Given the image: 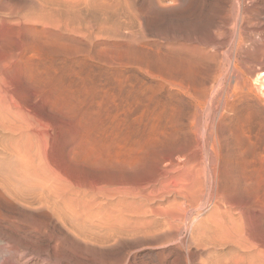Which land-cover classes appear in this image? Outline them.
Listing matches in <instances>:
<instances>
[{"label": "rangeland", "instance_id": "rangeland-1", "mask_svg": "<svg viewBox=\"0 0 264 264\" xmlns=\"http://www.w3.org/2000/svg\"><path fill=\"white\" fill-rule=\"evenodd\" d=\"M156 1L0 0V264H264V0Z\"/></svg>", "mask_w": 264, "mask_h": 264}, {"label": "bare ground", "instance_id": "bare-ground-1", "mask_svg": "<svg viewBox=\"0 0 264 264\" xmlns=\"http://www.w3.org/2000/svg\"><path fill=\"white\" fill-rule=\"evenodd\" d=\"M158 1H159V0H158ZM158 1H156V2L159 3ZM161 2H162V1L160 0V3H161ZM182 2H183V1H182ZM163 3H164V2H163ZM163 3H162V5H163ZM165 3H166V2H165ZM170 3H172V2L170 1ZM182 4H184V3H182ZM158 5H159V4H158ZM160 5H161V4H160ZM161 46H162V45H161ZM164 47H165V46H163V48H164ZM162 53H163V52H161V54H162ZM164 54H166V51H165ZM164 54H163V55H164ZM57 57H58V56H56V59H57ZM56 59H55V60H56ZM55 60H54V61H55ZM58 60H59V59H58ZM58 60H57V61H58ZM57 61H56V62H50V63L45 64V65L42 66V73H43V76H42V81L40 80V82H41L44 86H47V87H50V86H51V89H52V90H51V89H49V90H50V91L52 92V94L55 96L54 107H55V105H56L57 110H61V85H60V82H59V81L54 80V73H56V70H57L58 67H59V63H58ZM261 67H262V66H261ZM261 67H260V68L258 67V68L254 71V74H255L254 77H255V79H256L257 81L261 82V85L263 86V84H264V82H263V81H264V67H262V68H261ZM29 73H30L31 77H32L33 75H35V73H36V68H35V71H33V72H29ZM250 73H251V72H250ZM36 74L39 75L38 72H37ZM0 78H2V77H0ZM3 81H4V79H3ZM255 82H256V81H255ZM255 82H254V84H255ZM249 83H250V82H249ZM252 83H253V82H252ZM254 84H252V85L254 86ZM4 85H5L4 82H3V85H2V86H1V83H0V86L5 88L6 86H4ZM261 85H260V86H261ZM1 87H0V88H1ZM255 87H257V86H255ZM261 90H262V89H261ZM3 91L5 92V89H4ZM0 92H2V91L0 90ZM6 92H7V90H6ZM2 94H3V93H2ZM2 94H0V96H1ZM4 94H8V92H7V93H4ZM4 94H3V95H4ZM4 96H5V98H6V95H4ZM9 97H10V96H9ZM0 98H1V97H0ZM5 98L3 97V99H4V100H3L4 103H6ZM1 99H2V98H1ZM6 99H7V98H6ZM12 100H13V99H12ZM9 101H11V100L9 99ZM7 103H8V102H7ZM10 103H13V102H10ZM3 105H4V104H3ZM6 105H7V104H5V107H6ZM17 106H19V105H17ZM21 106H22V105H21ZM21 106H20V107H21ZM3 107H4V106H3ZM3 107H1V104H0V108H3ZM9 107H11V106H9ZM9 107H8V105H7V108H9ZM13 107H14V106H13ZM22 108H23V107H22ZM13 109H14V108H12V110H13ZM19 109H20V108H19ZM28 109H29V108H28ZM4 110H5V108H4ZM4 110H1V111H3V113H4V112H5ZM6 110H7V109H6ZM15 110H16V109H15ZM15 110H14V111H15ZM21 110H22V109H21ZM1 111H0V112H1ZM14 111H12V112H14ZM31 111H32V110H31ZM16 112H17V111H16ZM16 112H14V114H15ZM24 112H25V111H24ZM7 113L9 114V110L6 112V114H7ZM18 113H20V112H18ZM26 113H27V111H26ZM30 113H31V112H30ZM11 114H12V113H11ZM11 114H10V115H11ZM14 114H12V115H14ZM20 114H21V113H20ZM32 114H33V113H32ZM10 115H8V116H10ZM12 115H11V116H12ZM25 115H26V114H25ZM3 116H5V115L3 114ZM11 116H10V117H11ZM14 116H15V115H14ZM32 116H34V118H35V115H32ZM20 117H21V116H20ZM16 118L18 119V117H16ZM38 119H39V118H38ZM40 120H41V119H40ZM42 120H43V119H42ZM38 121H39V120H38ZM43 121H44V120H43ZM16 127H17V130H18L20 133H22V135L24 134V135H27V136H33V134H34V128H35V127H33L32 124H30L29 122H26V123H21V122H20L19 124H16ZM14 133H17V132H14ZM0 134H1V133H0ZM2 134H4V133H2ZM2 134H1V135H2ZM9 135H10V134H9ZM9 135H7V136H9ZM17 135H18V134H17ZM20 135H21V134H20ZM15 137H18V138H19V135H18V136H15ZM15 137H14V138H15ZM48 137H49V136H48ZM0 138H1V136H0ZM2 138H3V137H2ZM9 138H12V137L10 136ZM21 138H22V136H21ZM23 138H24V137H23ZM46 138H47V137H46ZM2 140H3V139H2ZM12 140H13V138H12ZM16 140H18V139H16ZM19 140H20V139H19ZM19 140H18V141H19ZM0 141H1V140H0ZM18 141H17V142H18ZM49 141H50V140H49ZM19 142H20V141H19ZM32 143H33V142H32ZM32 143H30V144H32ZM20 144H21V142H20ZM20 144H19V145H20ZM33 145H35V143H34ZM7 146H8V145H7ZM13 146H14V144H13ZM4 147H5V146H4ZM17 147H18V146H17ZM7 148H8V147H7ZM7 148H6V149H7ZM15 148H16V146H15ZM15 148H14V150H16ZM18 148H20V147H18ZM3 149H4V148H3ZM8 149H9V148H8ZM8 149L5 150V151H8ZM21 149L23 150V148H21ZM24 149H26V147H25ZM34 149H35V148H34ZM1 150H2V149H1ZM12 150H13V148H12ZM12 150L9 149V151H12ZM22 150L19 149V151H22ZM30 150H31V149H30ZM2 151H3V150H2ZM5 151H4V153H5ZM35 151H36V149H35ZM27 152H28V151H27ZM27 152L24 151L25 154H26ZM0 153H1V152H0ZM20 153H21V152H20ZM30 153H31V152H30ZM2 154H3V153H2ZM7 154H9V152H8ZM11 155H12V154H11ZM11 155H10V157H13V155H12V156H11ZM21 155H22V154H21ZM4 156H5V155H3V157H2V156H0V157H2V158L4 159ZM15 156H16V152H15L14 158H16ZM18 156H19V155H18ZM25 156H26V157H25ZM24 157L28 160L27 157H29V155H28V156H27V155H24ZM24 157L22 156V158H24ZM5 158H6V157H5ZM8 158H9V157H8ZM22 158H21V159H22ZM6 159H7V158H6ZM32 159H33V158H32ZM0 160H1V158H0ZM15 160H16V159H15ZM15 160H13V161H15ZM17 160H18V159H17ZM5 161H6V163L9 162V165H8V164L5 165L6 167H9L10 165L12 166V164L10 163V160H9V161L5 160ZM18 161H19V160H18ZM18 161H15V162H17V163H19V164H22V163H20V162H18ZM29 161L31 162V160H29ZM11 162H12V161H11ZM22 162H23V161H22ZM25 162H26V160H25ZM27 163H28V162H27ZM27 163H26V164H27ZM2 164H5V162L3 161ZM45 164H47V163H45ZM29 165H31V164H29ZM3 166H4V165H3ZM15 166H16V164H15ZM6 167H4V168H6ZM20 167H21V166H20ZM22 167L25 168L24 166H22ZM26 167H27V166H26ZM30 167H31V166H30ZM9 168H10V167H9ZM9 168H7V172H8V169H9ZM13 168H14V167H13ZM17 168H18V167H17ZM17 168H16V169H17ZM27 168H28V167H27ZM38 168H39V166H38ZM11 169H12V168H11ZM11 169H10V171H11ZM18 169H19V168H18ZM0 170H1V168H0ZM20 170H21V169H20ZM43 170H44V169H43ZM43 170H42V171H43ZM4 171H6V170L4 169ZM10 171H9V173H10ZM13 171H14V173H15V170H13ZM13 171H11V172H13ZM30 171H31V170H30ZM34 171H35V173L37 174V173H38L37 171H39V170H34ZM34 171H33V172H34ZM18 172H21V171H18ZM33 172H32V174H33ZM43 172H44V171H43ZM47 172H50V170H49V171L46 170V173H47ZM14 173H13V174H14ZM25 173H26V170H25ZM28 173H29V172H28ZM35 173L33 174V176H35ZM44 173H45V172H44ZM44 173H43V174L41 173V167H40V174L38 173V175H36V176L38 177V176L41 175V174H42V175H45L46 173H45V174H44ZM0 174H1V173H0ZM4 174H6V173H4ZM22 174L24 175V173H22ZM29 174H30V173H29ZM29 174H27L26 176H28ZM32 174H31V175H32ZM48 174L50 175V174H52V173H51V172H50V173H47L45 176H48ZM56 174H57V173H55V175H56ZM8 175H9V174H8ZM16 175H17V174H16ZM16 175H15V176H16ZM19 175H20V173H19ZM23 175H21V176H23ZM42 175H41V176H42ZM4 176H6V175H4ZM9 176H11V174H10ZM12 176H13V175H12ZM33 176H31V177H33ZM41 176H40V177H41ZM45 176H43V177H45ZM50 176H51V175H50ZM50 176H49V177H50ZM37 177H36V180H37ZM40 177H39V178H40ZM43 177H42V178H43ZM49 177H48V178H49ZM54 177H56V176H54ZM0 178H3V177L0 176ZM9 178H11V177H9ZM15 178H17V177H15ZM24 178H25V177H24ZM28 178H29V177H28ZM42 178H40V180H41V181H42V180L44 181L45 178H44V179H42ZM48 178L45 179V180H47L46 182L49 181ZM52 178H53V177H50L49 179L51 180ZM4 179H5V178H4ZM4 179H3V180H4ZM20 179H21V178H20ZM20 179H19V180H20ZM29 179H30V178H29ZM56 179H57V177H56ZM56 179L53 178L52 180H54V182H55ZM0 180H2V179H0ZM5 180H6V179H5ZM5 180L2 182V184L5 182ZM8 180H9V179H8ZM8 180H7V181H8ZM12 180H15V179L12 178ZM12 180H11V182L8 181V184H9V182H10V184H12L11 187H13L14 185H16V181L14 182L15 184L13 185ZM22 180H24V179L22 178ZM25 180L27 181L28 179H25ZM30 180H31V179H30ZM30 180H29V181H30ZM36 180H35V181H36ZM52 180H51V181H52ZM20 181H21V180H20ZM33 181H34V180H33ZM0 182H1V181H0ZM21 182H22V184H25V183H23V181H21ZM24 182H25V181H24ZM46 182H44V183H46ZM5 183H7V182H5ZM5 183H4V185H5ZM29 183H30V182H29ZM33 183L35 184V182H33ZM33 183H32V184H33ZM37 183H40V181H38ZM48 183H49V182H48ZM8 184H6V185H8ZM17 184H20V183L17 182ZM22 184H20V185H22ZM34 184H33V185H34ZM41 184H42V183H40V185H39L38 187H40V188L42 189V188H43L42 185H44V184H42V185H41ZM49 184L51 185V182H50ZM49 184H48V185H49ZM0 185H1V183H0ZM4 185H3V186H4ZM27 185H28V184H27ZM27 185H26V187H27ZM35 185H36V184H35ZM35 185H34V186H35ZM46 185H47V184H45V188H44V189L47 190V193H48V188H47V187H49V186L47 185V187H46ZM34 186H32V187H34ZM1 187H2V186H1ZM7 187H9V186H5V188H6L5 190H7ZM21 187H23V185H22ZM21 187H20V190L22 191ZM24 187H25V186H24ZM28 187H29V186H28ZM38 187L36 186L37 190H39ZM52 187H53V186H51L50 188H51V191L53 192V190H54L55 188H52ZM3 188H4V187H3ZM9 188H10V187H9ZM9 188H8V192H9ZM14 188H15V186H14ZM14 188H12V189H14ZM16 188L18 189V186H16ZM16 188H15L14 190H16ZM36 188H35V189H36ZM50 188H49V191H50ZM10 189H11V188H10ZM25 189H26V188H25ZM25 189H24V193H25V192L27 191V189H29V188H27L26 191H25ZM33 189H34V188H33ZM52 189H53V190H52ZM5 190H4V191H5ZM14 190H13V192H15ZM29 190H31V189H29ZM37 190L34 191V193H31V194H34L33 197L35 196V194L39 193ZM10 191H11V190H10ZM17 191H18V190H17ZM21 191H20V192H21ZM42 191H43V192H46V191H44V190H42ZM1 192H2V191H1ZM5 192H6V191H5ZM5 192H4V193H5ZM11 192H12V191H11ZM18 192H19V191H18ZM22 192H23V191H22ZM22 192H21V193H22ZM27 192H28V191H27ZM31 192H33V190H31ZM36 192H37V193H36ZM53 193H55V192H53ZM53 193H52V194L49 193V194H50V195H54ZM5 194H8V193L6 192ZM16 194H17V192H16ZM18 194H20V193H18ZM22 194H23V193H22ZM27 194H29V193H27ZM44 194H46V193H44ZM44 194H43V193H41V194L39 193V194H37V195H41V196H43ZM216 194H217V193H216ZM0 195H2V194H0ZM8 195H12V193L10 194V192H9ZM14 195H15V194H14ZM25 195H26V194H25ZM46 195H47V194H46ZM46 195L43 196V197L48 198ZM213 195H214V194H213ZM3 196H5V195H3ZM12 196H13V195H12ZM23 196H24V194H23ZM27 196H28V195H27ZM41 196H40V197H41ZM48 196H49V195H48ZM217 196H218V195H217ZM217 196H216V197H217ZM6 197H7V196H6ZM6 197H5V198H6ZM10 197H11V196H10ZM19 197H20V200L22 201L23 199H21V194H20ZM19 197H17V200H18ZM33 197H32V195H31V198L34 200V198H36L37 196L34 197V198H33ZM38 197H39V196H38ZM38 197H37V198H38ZM40 197H39V198H40ZM43 197L40 198V199L38 198V199L40 200V203H42V202H41V199H43ZM218 197H219V196H218ZM25 198H26V197H25ZM46 198H44V200H45ZM15 199H16V196H15ZM217 199H218L217 202L220 203V199H219V198H217ZM10 200H14V199H10ZM30 200H31V199H30V197H29V201H30ZM36 200H37V199H36ZM39 200H38V201H39ZM44 200H42V201L44 202ZM46 200H47V199H46ZM46 200H45V201H46ZM48 200H49V199H48ZM21 201H20V203H21ZM24 201H25V200H24ZM24 201H23V202H24ZM27 201H28V200H27ZM29 201H28V203H24V204H30ZM15 202H17V201L15 200ZM18 202H19V200H18ZM34 202H35V201H34ZM215 202H216V201H215ZM24 204H23V205H24ZM215 205H219V204L216 203ZM154 208H155V207H154ZM151 209H152V208H151ZM151 209H150V210H151ZM155 209H156V208H155ZM155 209H154V210H155ZM157 210H158V209H157ZM152 211H153V210H152ZM149 212H150V211H149ZM153 212H154V211H153ZM156 214H157V213H155V215H156ZM172 216H173V215H172ZM160 219H161V218H160ZM155 220H156V219H155ZM155 220H154V221H155ZM143 222H144V221H143ZM147 222H148V221H147ZM156 222H157V221H156ZM167 222L169 223V221H167ZM148 223H150V222H148ZM162 223H165V222L163 221ZM145 225H146V224H145ZM147 225L150 226V224H147ZM152 226H153V224L151 223V226H150V227H152ZM157 226H158V225H157ZM157 226H156V227H157ZM154 227H155V226H154ZM173 227H174V226H173ZM134 230H135V229H134ZM135 231H136V230H135ZM137 231H138V230H137ZM149 231H150V230H149ZM150 232H151V231H150ZM228 233H229V232H228ZM231 234H232V232H231L229 235H231ZM233 234H234V233H233ZM192 236H193V235H192ZM192 241H193V240H192ZM199 241H200V240H199ZM189 242H190V241H189ZM237 242H240V241L238 240ZM71 250H72V249H71ZM75 251H76V250H75ZM55 252H56V251H55ZM58 252H59V251H58ZM55 254L57 255V252H56ZM58 255H59V253H58ZM12 256H13V255H12ZM12 256H11V257H12ZM9 258H10V256H9Z\"/></svg>", "mask_w": 264, "mask_h": 264}]
</instances>
